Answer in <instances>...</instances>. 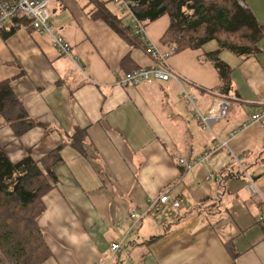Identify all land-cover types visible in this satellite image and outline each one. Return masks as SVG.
<instances>
[{"label":"crops","instance_id":"1","mask_svg":"<svg viewBox=\"0 0 264 264\" xmlns=\"http://www.w3.org/2000/svg\"><path fill=\"white\" fill-rule=\"evenodd\" d=\"M240 5L264 26V0ZM115 8L112 0L49 3L78 65L24 18L0 31V150L12 164L50 165L55 179L36 220L40 264H108L114 243L117 264H264V127L248 124L264 106V31L249 56L216 41L176 50L163 40L167 15L142 22L144 40ZM214 51L230 69L227 88L206 57ZM156 65L178 82L116 83ZM182 89L203 115L226 96V117L202 129ZM164 195L178 208L159 203Z\"/></svg>","mask_w":264,"mask_h":264},{"label":"trees","instance_id":"2","mask_svg":"<svg viewBox=\"0 0 264 264\" xmlns=\"http://www.w3.org/2000/svg\"><path fill=\"white\" fill-rule=\"evenodd\" d=\"M136 1L139 7L134 13L143 23L163 15L169 17L163 40L174 43L176 50L200 49L216 41L220 48L237 56H249L257 50L264 31L251 11L240 5L242 0ZM111 20L113 23H108L119 32L115 28L117 22ZM206 57L213 62L223 87L227 88L229 67L220 61L218 51L207 53ZM6 98L7 91L0 89V103ZM57 159L54 157L53 161ZM49 166L45 165L43 170L31 158L12 164L0 150V264H40L44 260L45 248L36 220L43 210L41 196L50 188L47 178L55 180Z\"/></svg>","mask_w":264,"mask_h":264},{"label":"built area","instance_id":"3","mask_svg":"<svg viewBox=\"0 0 264 264\" xmlns=\"http://www.w3.org/2000/svg\"><path fill=\"white\" fill-rule=\"evenodd\" d=\"M51 1L53 0H0V31H2L8 23L16 19L24 18L28 21L31 31H34L40 36L47 37L50 40L53 49L58 55L67 58L75 65H78L79 60L72 55L70 45L65 41L61 33L52 25L51 14L48 10ZM112 3L115 5L117 12L122 17L126 18L131 24L136 36L146 40L144 24L134 13L135 9L139 7V2L136 0H112ZM174 50V47H172L171 52ZM146 52L156 56V53L149 44ZM170 79L178 82V78L175 74L168 70H163L156 65L150 68L136 69L119 79L116 83L118 86L128 87L136 86L141 83L151 84L154 82H167ZM181 97L186 101L191 114L204 130L210 131L212 125L224 119L230 107V102L226 99V96L222 95L220 98L214 100L211 107L207 110L205 115H203L196 109L193 98L183 89ZM248 124H259L264 127V106L256 114H253L248 118ZM206 156L207 155L204 154L199 161L205 159ZM179 162L187 170H190L196 165V163L189 164L182 159H179ZM246 189L251 195L257 194L255 187L251 183H248ZM169 201L173 208H178V201L174 199L170 200L167 195H164L159 199V203L162 204ZM130 217L133 219L134 215L131 214ZM263 219V216L258 217L259 222H262ZM110 251L112 256L108 264H117L115 255L121 251V245L115 243L111 244ZM101 264L105 263L102 262Z\"/></svg>","mask_w":264,"mask_h":264},{"label":"rangeland","instance_id":"4","mask_svg":"<svg viewBox=\"0 0 264 264\" xmlns=\"http://www.w3.org/2000/svg\"><path fill=\"white\" fill-rule=\"evenodd\" d=\"M48 8H49V6H48ZM110 9H111V10H113V9H114L112 5H110ZM221 36H222V35H221ZM221 36H220V37H221ZM237 39H238V38H237ZM237 39H235V40H236V42H237ZM16 238H17V237H16ZM5 264H7V262H5Z\"/></svg>","mask_w":264,"mask_h":264},{"label":"bare ground","instance_id":"5","mask_svg":"<svg viewBox=\"0 0 264 264\" xmlns=\"http://www.w3.org/2000/svg\"><path fill=\"white\" fill-rule=\"evenodd\" d=\"M116 9V8H115ZM117 11V10H116ZM122 17V16H121Z\"/></svg>","mask_w":264,"mask_h":264}]
</instances>
